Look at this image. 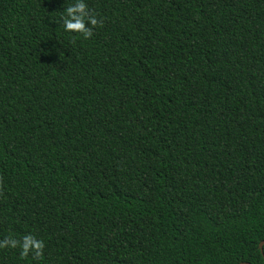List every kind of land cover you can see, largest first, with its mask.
Returning a JSON list of instances; mask_svg holds the SVG:
<instances>
[{
    "label": "trees",
    "instance_id": "1",
    "mask_svg": "<svg viewBox=\"0 0 264 264\" xmlns=\"http://www.w3.org/2000/svg\"><path fill=\"white\" fill-rule=\"evenodd\" d=\"M68 2L0 0V264H264V0Z\"/></svg>",
    "mask_w": 264,
    "mask_h": 264
},
{
    "label": "clouds",
    "instance_id": "2",
    "mask_svg": "<svg viewBox=\"0 0 264 264\" xmlns=\"http://www.w3.org/2000/svg\"><path fill=\"white\" fill-rule=\"evenodd\" d=\"M59 19L64 32L78 34L84 39H90L93 36V30L103 24V19L98 17V14L89 7L86 0H70L60 10ZM4 247L19 248L22 257L31 254L34 258H39L43 254L44 242L29 234L23 236L20 240L9 237L4 241H0V248Z\"/></svg>",
    "mask_w": 264,
    "mask_h": 264
},
{
    "label": "water",
    "instance_id": "3",
    "mask_svg": "<svg viewBox=\"0 0 264 264\" xmlns=\"http://www.w3.org/2000/svg\"><path fill=\"white\" fill-rule=\"evenodd\" d=\"M263 242L259 245V248H260V250H261V252H262V246H263ZM242 264H244V263H242Z\"/></svg>",
    "mask_w": 264,
    "mask_h": 264
}]
</instances>
